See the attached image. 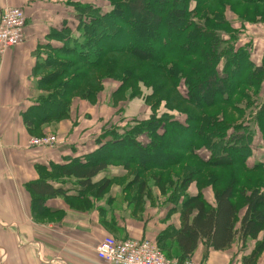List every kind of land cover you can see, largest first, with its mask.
Masks as SVG:
<instances>
[{"label":"crops","instance_id":"1","mask_svg":"<svg viewBox=\"0 0 264 264\" xmlns=\"http://www.w3.org/2000/svg\"><path fill=\"white\" fill-rule=\"evenodd\" d=\"M69 1L0 0V13L4 7H19L25 16L23 40L0 51V264H107L97 258L94 249L102 238L148 239L158 244L160 229L168 225L178 229L180 225V209L174 210L170 199L160 191L162 183L146 179L149 171H140L136 162L124 168L112 164L114 155L110 154L105 157L107 166L88 182L79 176V168L92 158H100L101 151L107 153L106 142L111 137L103 136V131L95 134L83 132L84 128L76 130V116L84 115L87 108H95L96 117L106 115L112 107L108 100L111 91L108 95V90H97L90 102L88 93L79 95L81 84L73 91L76 95H72L66 110L63 103L56 107L62 112H43L46 102L53 99L49 95L57 92V101L65 91L54 89L53 71L60 72L57 64H63L71 54L68 47L79 45L83 39L82 16ZM64 28L68 29L67 36L62 35ZM256 32L242 33L236 46L250 50L248 58L253 65L264 67V30ZM254 39L259 41L253 44ZM184 87L181 82L177 89L184 92ZM131 104L135 112L150 114L148 105ZM71 110L76 111L75 116ZM133 114L124 111L128 119ZM48 119L54 121L47 122ZM257 124L259 128L263 125L260 120ZM46 133H54L58 142L47 147L29 145L31 137ZM150 137L142 132L131 142L147 148ZM248 139L250 150L255 141L263 143L257 133ZM171 140L172 147L181 143V138ZM95 150L97 153H92ZM262 152L252 155L263 157ZM135 154L132 152V156ZM250 156L251 153L245 155V160ZM134 172H141L138 179H134ZM38 180L45 181L52 190L59 189L60 194L45 195L40 200L31 186ZM197 191L214 205L210 185L187 195ZM243 211L244 207L238 217ZM261 237L259 233L258 240ZM257 243L256 239L243 243L236 237L226 248L215 250L202 239L186 260L197 264H264V248L256 250Z\"/></svg>","mask_w":264,"mask_h":264},{"label":"trees","instance_id":"2","mask_svg":"<svg viewBox=\"0 0 264 264\" xmlns=\"http://www.w3.org/2000/svg\"><path fill=\"white\" fill-rule=\"evenodd\" d=\"M211 1L193 0L194 7L190 9V0H126L124 5V12L126 11L128 14L126 18L121 16L122 14L119 16L122 11L116 12V9L123 8L120 5L119 7L116 6V0H108L109 4H114V7L108 12L99 11L95 6L76 4L75 6L83 17L80 20L82 26L80 31L83 39L79 45L76 44L73 48L69 46L68 51L89 66L100 64L107 52L113 50L132 53L141 60L151 61L160 66L157 82L160 86L162 84V90L170 87L169 92L172 98L166 105L171 104V102L175 104L178 101H183L200 111L211 108L218 103H229L233 96L240 94H236V92L239 90L241 92L250 83V78L257 77L258 73L264 70V67L262 65L254 66L244 48H236V54L233 55L229 54L230 49L228 52L219 51L216 53L215 48H218V45L215 44L217 38L214 37L213 29L220 27L223 20L219 14H216L218 11L209 5ZM218 1L222 2L223 0L216 2ZM259 1L264 0H233L232 6L234 8L230 10L236 13L240 12L242 8L245 12L250 10L254 12L260 10L257 7ZM88 7L91 10L94 9L95 15L91 16L92 18H84L83 16ZM156 7L159 8L154 11ZM210 14L216 15L210 18ZM145 15L151 22L138 20ZM62 35L67 36L68 29ZM153 41L159 44L155 45L152 43ZM97 51L100 53L101 59L96 55ZM67 63L65 61L63 64ZM231 64L234 65L230 67ZM227 71H232L233 74H229ZM60 72H63V68L60 69ZM146 78L148 79V76ZM178 82L184 84V92L177 89ZM78 86L73 79L64 77L61 85L56 86L55 89L68 87L64 91V95L68 90L72 92ZM92 90L94 89H89V91ZM152 95L153 93L150 96ZM56 96L57 92L49 95V98L53 97V99L46 102L44 113L54 114L56 107L66 102L65 98L61 100V103H57ZM190 112L192 116L187 113L186 120L183 122L171 114L167 113L169 117H164L163 114L159 118L161 133L158 130L160 127L158 124L156 129L152 130V121H154L152 119L150 122L138 121V124L131 128H114L110 132L104 131L103 136L111 137V141L106 142L108 151L107 153L101 151L100 158L96 157L89 160L94 163L88 162L86 166L79 168V176L83 179L82 181L88 182L92 175L106 167L107 160L105 157L110 154L116 156H113V161L121 163L124 168H130L132 166L130 163L136 162L140 171L159 170L163 172L180 164L184 160L185 152H188L191 164L185 165L188 170L185 178L183 177L184 184L181 186L187 189L198 173L196 162L192 164L193 160L199 161L201 165H213L212 162H204L196 156L194 149L197 145H202L212 156L227 152L226 150L223 151L220 142H215L212 139L218 130L222 129L218 127L216 120L211 118L210 114H193L192 111ZM259 112L260 119L264 120V102ZM142 132L152 135L147 148H141L131 142L133 136ZM216 137L224 142L218 134ZM173 138H181L180 145L174 144L172 147L171 139ZM184 139L186 141H182ZM236 151L248 155L251 150L246 143V146H241ZM132 152L136 153L135 157L132 156ZM92 153L96 154L97 151ZM140 173L136 172L134 179ZM158 179L155 181H160ZM165 182L169 183L168 180ZM160 183L162 182L160 181ZM31 186L40 200L45 195L60 194L59 189L52 190L43 180H38ZM239 195L244 203L242 206L244 211L241 217H238L239 210L234 202V191L231 185L214 191V205L209 204L200 191L183 198L178 207L180 209L179 228L173 229L163 236L164 239L168 240V244L163 249L169 253L172 248L174 258L180 262L169 259L165 253L164 255L175 264H181L190 258L198 242L202 239L207 240L215 250L226 248L236 237L243 243L247 239H256L258 242L256 250L264 248V191H260L258 188L244 189L239 192ZM238 221L239 225L237 226ZM259 233H262L260 240H258ZM154 243L157 245L156 242Z\"/></svg>","mask_w":264,"mask_h":264},{"label":"rangeland","instance_id":"3","mask_svg":"<svg viewBox=\"0 0 264 264\" xmlns=\"http://www.w3.org/2000/svg\"><path fill=\"white\" fill-rule=\"evenodd\" d=\"M192 1L193 0H190V9L194 7V2ZM216 1L217 0H212L209 5L211 7L213 6V9L218 11L216 14H219L220 18L223 20V23L220 25V27L213 29L214 37L217 38L215 44L216 46L218 45V48H215V51L216 53H219V51L228 52L230 49V55L236 54V48H241L236 46V40L242 33H257L256 31L261 33L262 30H264V4H260L259 6L257 5V7H260L261 9L255 10L254 12L251 10L249 12H245L241 8L240 12L234 13L230 10L234 8L232 6L233 0H223L222 2L224 3L221 1ZM125 2L126 0H116V6L119 7L120 5L123 7L118 8V10L116 9V12L122 11L119 13V16L122 14L121 16L126 18L128 14L126 11L124 12ZM76 4H85L89 7L95 6L100 8L102 12H108L114 7V4H109L108 0L69 1V5L71 7L74 6V9H77L75 6ZM89 7L85 10L86 13L83 15L84 18H92L95 15L93 11L94 9L91 10ZM103 7H106L107 9H103ZM79 8L81 10V7ZM158 8L159 7H156L154 11H156ZM216 14H210L209 16L211 18ZM138 20L151 22L147 15L143 16L142 18H138ZM64 32L65 28L63 33ZM218 40L219 43H217ZM257 41H259V39H254L253 44H256ZM152 43L155 45L159 44L155 41ZM71 48H73V46H71ZM247 52L249 53L250 50H247ZM96 55L99 56V59H101L100 53L98 51ZM177 55L179 56V54ZM221 60L223 61V58H221ZM66 61L68 62L67 64H57V69L60 70L63 68V72L55 70L51 75L52 80L54 81V89L56 86L61 85L62 78L69 77L75 81L77 86L81 84L83 85L79 95L88 93V101L90 102H92L93 96L98 93L97 90H108V95L111 91L108 100H111L112 107L110 106L107 109L109 114H103L102 116L97 115L96 117L95 108H87L84 115L76 116V120L78 119L79 123L75 125L76 130L81 131V129L84 128L83 132L85 133L97 134L98 131L99 133L106 130L107 132H110L114 128H131L132 126H135V124H138V121L140 122V120L150 122L152 119L154 120L152 121V130L154 131L158 124V126H160L158 127V130L161 133L162 128L161 125H159V118H161L163 114L165 115L164 117L168 116V114H171L173 117H178L179 120L183 122L186 120L187 113L192 116L190 111H192L193 114H210V117L216 120L215 122L218 127L222 128L221 130H218L217 134L222 137L221 139H223L224 142L221 141L220 138L216 137L217 134H215L212 139H214L215 142H220L223 146V151L226 150L227 152L218 156H212L209 151L202 147V145H197L196 156L204 162H212L211 164L213 165H201L199 161L191 159L193 160L192 164L196 162L198 173L194 176V183L190 188L185 189L181 187L184 184L183 179L185 178L184 176L188 170L185 165H188V163L191 164L190 158L187 155L184 157V160L180 162V164L171 167L169 170H165L163 172H160L159 170L151 171L148 175L144 176L146 179L155 180L160 178L158 180H160L162 183L164 182L163 186L160 188V191L165 193L167 199H170L174 210L181 205L182 199L187 196V193L192 192L193 189L196 188L200 190L202 187L204 188L205 185H210L211 191L213 193L214 191L219 190L221 187L231 185L234 191V202L239 211L244 205L243 200L239 195L241 190L258 188L260 191H264V124L260 126V128L257 124V121L259 122V120H261L259 117V111L261 110L264 102V70L258 73L257 77L250 78V83H248V85H246V87H244L241 92L240 90L236 92V94H240L233 96V99H231L229 103H218L211 108L198 111L183 101H178V103L175 104L171 102V104L166 105L172 96L169 92L170 87L162 90V84L160 86V84L157 82L159 79L158 76L160 75V66L152 63L151 61L141 60L132 53H122L116 52L114 50L109 51L105 57L102 58L100 64L94 66H89L83 60L77 59L72 54L66 57ZM233 65L234 64H231L230 67ZM231 72L232 71H227V73L233 74ZM76 76L78 77L75 79ZM146 76H148V79ZM160 81L162 80L160 79ZM103 84H105V86H103ZM251 85L253 87H248ZM67 88L68 87H64L63 89L67 90ZM90 88L94 90L88 92ZM246 89L249 90L250 94H245L248 93ZM152 93L153 95L150 96ZM72 95H76V93H73V91L70 92L68 90L63 96H61V99H57L56 102L60 103L61 100L67 98L66 102L64 103V109L66 110L65 106L68 101L71 100ZM133 102H138V104L147 103L146 105H148L150 108V114L148 115V113L135 112L136 108L130 107L131 103V106L135 105ZM62 111L63 110L56 109L54 114ZM124 111H128L131 114L134 112L135 113L131 118L128 119L129 116H125ZM71 115L75 116L76 111L74 112L71 110ZM146 115H148V117ZM51 121L54 120H47V122ZM262 121L264 120H261V122ZM255 133L261 137V141L263 143L255 141L254 147H251L250 158L245 160V155L238 153L236 150H239L241 146H246V143L248 147H250L252 144L246 137H252L253 139ZM38 136L41 135H36V137ZM254 151L257 153L258 151H263L262 155H260L263 157L252 155V153H255ZM259 154L261 153H258V155ZM207 155H209V157ZM243 158L245 161H243ZM111 163L121 165V163L115 161ZM182 174L184 175L182 176ZM135 179H138V177H135ZM166 180H168L170 184L166 183ZM206 190H204V192ZM203 194L204 193H202V195ZM172 229L173 228L169 227V225L160 229V242L157 244V246L161 251L163 250V254L165 253L168 255L169 259L173 261L176 260L179 263L180 261L175 259L173 256L172 248L169 253L163 249L164 246L168 244V240L164 239L163 236L172 231Z\"/></svg>","mask_w":264,"mask_h":264},{"label":"built area","instance_id":"4","mask_svg":"<svg viewBox=\"0 0 264 264\" xmlns=\"http://www.w3.org/2000/svg\"><path fill=\"white\" fill-rule=\"evenodd\" d=\"M25 16L19 7H4L0 13V51L17 46L23 40ZM58 142L54 134L33 136L29 145L38 147L53 146ZM95 254L107 264H175L169 260L158 246L148 239L117 240L102 238L95 246ZM183 264H197L186 260Z\"/></svg>","mask_w":264,"mask_h":264}]
</instances>
